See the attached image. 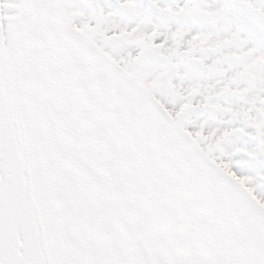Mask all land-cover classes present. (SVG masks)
Here are the masks:
<instances>
[{"label":"snow or ice","instance_id":"obj_1","mask_svg":"<svg viewBox=\"0 0 264 264\" xmlns=\"http://www.w3.org/2000/svg\"><path fill=\"white\" fill-rule=\"evenodd\" d=\"M0 264H264V0H0Z\"/></svg>","mask_w":264,"mask_h":264}]
</instances>
